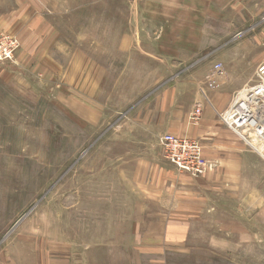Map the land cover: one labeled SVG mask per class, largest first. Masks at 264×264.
<instances>
[{"label":"crops","instance_id":"1","mask_svg":"<svg viewBox=\"0 0 264 264\" xmlns=\"http://www.w3.org/2000/svg\"><path fill=\"white\" fill-rule=\"evenodd\" d=\"M106 3V29L91 35L106 42L93 40L90 51L98 52L94 45L105 48L107 64L89 62L82 45L63 46L58 52L59 87L71 85L73 79L77 86L79 72L89 63L96 71H111L122 64L121 71H141L143 77L148 71L172 74L148 99L151 106L143 124L130 130V138L134 133L138 139L130 143L133 150L121 155L123 180L138 184L139 199L155 203V207L130 206L128 214L146 216L138 218L133 228L130 224L131 233L121 246L136 254H158L154 259L158 263L163 262V248L170 247L173 256H185L188 262L258 264L259 247H264V234L258 233L264 231V156L248 147L222 118L236 95L258 82L257 68L264 60V0ZM47 14L24 15L10 33L20 42L13 62L41 76L48 72L43 65L49 64L51 30H55ZM214 63L222 65V74L216 78L218 85L210 87L205 76ZM34 66L38 68L33 70ZM91 86L94 95L99 80ZM75 101L80 105L75 104L77 112L82 99ZM196 106L202 108V116L193 125L189 116ZM164 133L200 142L210 170L192 177L164 160L158 142ZM131 163L132 172L126 169ZM33 222L17 219L3 232L2 239L8 238L0 249V264L8 260L12 264H70L65 239L52 249L50 235L35 234ZM56 249L57 257L51 258Z\"/></svg>","mask_w":264,"mask_h":264},{"label":"rangeland","instance_id":"2","mask_svg":"<svg viewBox=\"0 0 264 264\" xmlns=\"http://www.w3.org/2000/svg\"><path fill=\"white\" fill-rule=\"evenodd\" d=\"M106 5V0H0V34L12 33L24 15L43 11L55 28L45 76L13 60L0 64V249L8 238L2 239L3 232L24 218L34 221L35 234L50 235L52 249L64 238L70 264L74 256L76 264H214L188 262L173 256L170 247L163 248L158 263V254H136L121 246L130 224L133 228L146 216L128 214L130 206L155 207L153 200L137 197L136 182L123 180L121 155L138 140L134 133L130 138V130L146 119L148 99L172 74L148 71L143 77L141 71H121L122 64L96 71L84 63L77 86L72 77L71 85L59 87L63 46L82 45L89 62L107 64L105 48L94 45L98 52L90 51L93 40L106 42L91 39L106 29ZM95 79L99 88L91 95ZM130 165L126 169L132 172ZM263 249L258 264H264ZM57 255V249L51 252V258Z\"/></svg>","mask_w":264,"mask_h":264},{"label":"built area","instance_id":"3","mask_svg":"<svg viewBox=\"0 0 264 264\" xmlns=\"http://www.w3.org/2000/svg\"><path fill=\"white\" fill-rule=\"evenodd\" d=\"M18 38L11 34H0V64L11 61L19 48ZM222 74V65L214 63L205 76L210 87H216V78ZM258 82L241 90L225 111L223 123L236 132L243 142L256 152L264 153V60L257 68ZM202 108L196 106L190 113L189 122L197 125ZM163 158L178 170L192 177H200L210 170L200 142L186 136L164 133L159 137Z\"/></svg>","mask_w":264,"mask_h":264}]
</instances>
